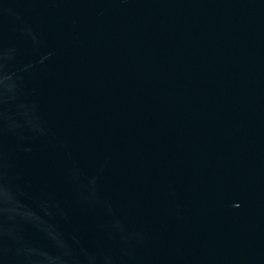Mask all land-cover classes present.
Returning <instances> with one entry per match:
<instances>
[{"label":"water","instance_id":"95a60500","mask_svg":"<svg viewBox=\"0 0 264 264\" xmlns=\"http://www.w3.org/2000/svg\"><path fill=\"white\" fill-rule=\"evenodd\" d=\"M0 264H264V0H0Z\"/></svg>","mask_w":264,"mask_h":264}]
</instances>
